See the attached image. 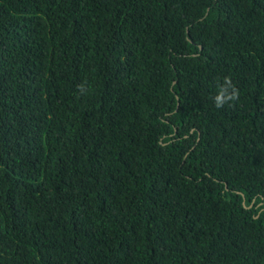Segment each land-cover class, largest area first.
<instances>
[{"label": "trees", "instance_id": "obj_1", "mask_svg": "<svg viewBox=\"0 0 264 264\" xmlns=\"http://www.w3.org/2000/svg\"><path fill=\"white\" fill-rule=\"evenodd\" d=\"M0 264H264V0H0Z\"/></svg>", "mask_w": 264, "mask_h": 264}, {"label": "clouds", "instance_id": "obj_2", "mask_svg": "<svg viewBox=\"0 0 264 264\" xmlns=\"http://www.w3.org/2000/svg\"><path fill=\"white\" fill-rule=\"evenodd\" d=\"M227 83L231 84V81L230 80H226ZM239 98V92L237 89H235V87L232 88V92L231 94H229L227 96V100H232V101H235ZM225 102V96L223 94V92L220 94V95H217L215 97V105L217 108H220L223 106Z\"/></svg>", "mask_w": 264, "mask_h": 264}]
</instances>
